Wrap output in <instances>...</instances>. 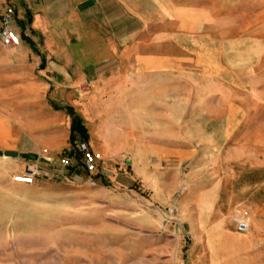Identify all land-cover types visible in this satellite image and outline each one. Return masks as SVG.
Masks as SVG:
<instances>
[{"label":"crops","instance_id":"crops-1","mask_svg":"<svg viewBox=\"0 0 264 264\" xmlns=\"http://www.w3.org/2000/svg\"><path fill=\"white\" fill-rule=\"evenodd\" d=\"M7 1L22 41L0 51V90L35 119L27 152L67 149L77 117L106 161H188L189 85L195 111L227 129L214 177L199 182L213 186L200 202L220 204L199 211L187 264H264V0H0V11ZM240 210L247 233L232 221Z\"/></svg>","mask_w":264,"mask_h":264},{"label":"rangeland","instance_id":"rangeland-1","mask_svg":"<svg viewBox=\"0 0 264 264\" xmlns=\"http://www.w3.org/2000/svg\"><path fill=\"white\" fill-rule=\"evenodd\" d=\"M227 23L223 27L231 28ZM16 47L0 44V51L9 55ZM190 89L187 111L193 115L187 133L197 149L192 158L148 154V168L141 170L135 155L106 161L93 150L102 159L93 175L75 153L74 141L87 140L80 133L62 152H27L36 146L24 125L35 119L25 113L18 91L1 89L0 264H187V249L198 236L190 233L199 225V211L220 204L200 202L201 191L213 186L199 182L214 177L210 165L227 129L226 123L195 111ZM231 110L242 113L237 106ZM6 151L18 156H5ZM64 157L70 159L67 166ZM27 163L39 165L41 176L32 184L16 182L14 176Z\"/></svg>","mask_w":264,"mask_h":264},{"label":"built area","instance_id":"built-area-1","mask_svg":"<svg viewBox=\"0 0 264 264\" xmlns=\"http://www.w3.org/2000/svg\"><path fill=\"white\" fill-rule=\"evenodd\" d=\"M15 15L16 10L10 4L0 11V44L4 47H16L22 41V36L16 28ZM74 149L82 160L85 172L89 175L96 173L102 159L93 151L90 143L84 138H77L74 141ZM62 163L67 166L70 164V159L64 157ZM39 176H41L39 165L27 163L24 171L20 175L14 176V180L19 183L32 184ZM232 221L237 231L247 233L250 230L249 214L246 210L237 211L233 215Z\"/></svg>","mask_w":264,"mask_h":264},{"label":"trees","instance_id":"trees-1","mask_svg":"<svg viewBox=\"0 0 264 264\" xmlns=\"http://www.w3.org/2000/svg\"><path fill=\"white\" fill-rule=\"evenodd\" d=\"M71 131H72L71 139H73L75 133H80L82 136L86 137L85 128L82 126L81 122L77 117H73L72 119Z\"/></svg>","mask_w":264,"mask_h":264},{"label":"water","instance_id":"water-1","mask_svg":"<svg viewBox=\"0 0 264 264\" xmlns=\"http://www.w3.org/2000/svg\"><path fill=\"white\" fill-rule=\"evenodd\" d=\"M5 156H11V157H17L18 153L17 152H12V151H6L4 152Z\"/></svg>","mask_w":264,"mask_h":264}]
</instances>
